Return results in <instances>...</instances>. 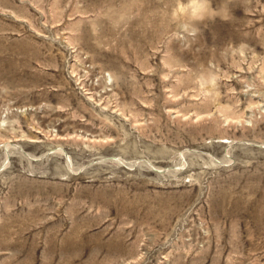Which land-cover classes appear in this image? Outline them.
Returning a JSON list of instances; mask_svg holds the SVG:
<instances>
[{
  "label": "rangeland",
  "instance_id": "rangeland-1",
  "mask_svg": "<svg viewBox=\"0 0 264 264\" xmlns=\"http://www.w3.org/2000/svg\"><path fill=\"white\" fill-rule=\"evenodd\" d=\"M182 2L0 0V264H264V0Z\"/></svg>",
  "mask_w": 264,
  "mask_h": 264
},
{
  "label": "clouds",
  "instance_id": "clouds-1",
  "mask_svg": "<svg viewBox=\"0 0 264 264\" xmlns=\"http://www.w3.org/2000/svg\"><path fill=\"white\" fill-rule=\"evenodd\" d=\"M218 16L216 9L212 7V0H183L177 17L182 18L185 30H190L195 35L199 29L197 24L206 19H214ZM223 19V17H221ZM217 78L214 74L202 75L200 84L202 88H214Z\"/></svg>",
  "mask_w": 264,
  "mask_h": 264
}]
</instances>
